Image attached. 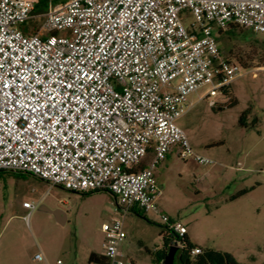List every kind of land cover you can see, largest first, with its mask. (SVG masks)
<instances>
[{
  "label": "built area",
  "instance_id": "obj_1",
  "mask_svg": "<svg viewBox=\"0 0 264 264\" xmlns=\"http://www.w3.org/2000/svg\"><path fill=\"white\" fill-rule=\"evenodd\" d=\"M38 2L0 0V171L108 191L184 236L186 226L158 207L156 165L175 147L184 160L212 162L177 120L205 86L199 100L210 107L231 101L243 69L223 56L214 28L264 33V0H67L35 27ZM185 9L198 31L184 26ZM102 230L108 264H136L121 250L124 215Z\"/></svg>",
  "mask_w": 264,
  "mask_h": 264
},
{
  "label": "rangeland",
  "instance_id": "obj_2",
  "mask_svg": "<svg viewBox=\"0 0 264 264\" xmlns=\"http://www.w3.org/2000/svg\"><path fill=\"white\" fill-rule=\"evenodd\" d=\"M43 21L35 15L30 24ZM182 22L198 31L188 9ZM231 26L236 35L226 33ZM243 29L232 24L218 34L214 28L223 56L247 69L232 87L237 104L214 110L208 99L199 100L205 86L189 95L192 108L177 120L194 152L212 162L184 160L173 148L155 168L157 204L171 221L186 226L194 245L230 253L242 264H264V33L246 38L239 33ZM245 110L248 121L259 118L255 128L239 126ZM42 207L64 212L62 224ZM120 215L125 257L154 264L166 224L153 211L127 209L108 191H72L27 173L0 172V264H108L102 226ZM37 253L44 260H35Z\"/></svg>",
  "mask_w": 264,
  "mask_h": 264
},
{
  "label": "trees",
  "instance_id": "obj_3",
  "mask_svg": "<svg viewBox=\"0 0 264 264\" xmlns=\"http://www.w3.org/2000/svg\"><path fill=\"white\" fill-rule=\"evenodd\" d=\"M65 1L67 0H39L37 5L35 6L33 14L34 15L44 14L48 11L50 5H57ZM246 31H249V33L245 35ZM222 32L224 31L220 30L218 34H221ZM236 32H237L236 26H231L230 29L226 31V33L229 35H236ZM239 33H241V35H243L246 38H253L257 32L253 31L252 29L246 28V30L243 29ZM225 58L228 59L227 57ZM240 66L244 70H247L246 67L242 65ZM236 104L237 103L235 101L233 102L231 99L228 107L229 108L233 107ZM225 107L226 105L225 106L219 105V106L213 107V109L215 110L217 108H220L221 110H223V108ZM248 115H249V110H245L241 113L239 117V121H238L239 126L242 128H246V129L255 128L259 123V118L256 116L252 120L248 121ZM0 172L22 173V172H13V171H0ZM27 174H30V173H27ZM30 175H33V174H30ZM244 193H246V191H244ZM161 236H162V246L160 247V249H158L157 251L153 253L154 264H164V260L168 253L169 248L176 241H179L181 245L180 247L181 253H180L179 261L177 264H242L234 255L230 253L215 251L212 249H202L194 245L191 242L188 232L187 234L181 237L178 234H176L173 230H171L167 224L162 230ZM196 249H199L200 253L193 254V251H195Z\"/></svg>",
  "mask_w": 264,
  "mask_h": 264
},
{
  "label": "water",
  "instance_id": "obj_4",
  "mask_svg": "<svg viewBox=\"0 0 264 264\" xmlns=\"http://www.w3.org/2000/svg\"><path fill=\"white\" fill-rule=\"evenodd\" d=\"M42 209L47 210L49 213L55 216L57 221L62 224V221L64 220V212L60 210H48L45 207H42ZM181 253V248L178 246V242L176 241L168 250V253L165 257L164 264H177L179 261V256Z\"/></svg>",
  "mask_w": 264,
  "mask_h": 264
},
{
  "label": "crops",
  "instance_id": "obj_5",
  "mask_svg": "<svg viewBox=\"0 0 264 264\" xmlns=\"http://www.w3.org/2000/svg\"><path fill=\"white\" fill-rule=\"evenodd\" d=\"M176 153H177V155H178V152H177V150H176Z\"/></svg>",
  "mask_w": 264,
  "mask_h": 264
}]
</instances>
